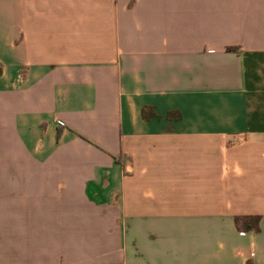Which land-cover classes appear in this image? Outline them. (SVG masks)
<instances>
[{
  "label": "crops",
  "instance_id": "1",
  "mask_svg": "<svg viewBox=\"0 0 264 264\" xmlns=\"http://www.w3.org/2000/svg\"><path fill=\"white\" fill-rule=\"evenodd\" d=\"M0 264H264V0H0Z\"/></svg>",
  "mask_w": 264,
  "mask_h": 264
},
{
  "label": "trees",
  "instance_id": "2",
  "mask_svg": "<svg viewBox=\"0 0 264 264\" xmlns=\"http://www.w3.org/2000/svg\"><path fill=\"white\" fill-rule=\"evenodd\" d=\"M250 219H253V218H251V217H244V222L247 224V223H249V220ZM255 219V218H254ZM252 221V220H251ZM246 228H248V226L247 225H245V227H244V229H246Z\"/></svg>",
  "mask_w": 264,
  "mask_h": 264
}]
</instances>
